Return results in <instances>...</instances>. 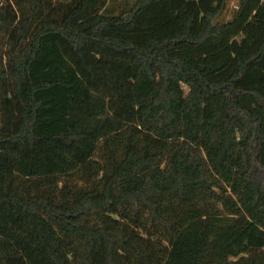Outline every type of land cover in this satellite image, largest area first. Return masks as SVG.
<instances>
[{
	"label": "trees",
	"instance_id": "obj_1",
	"mask_svg": "<svg viewBox=\"0 0 264 264\" xmlns=\"http://www.w3.org/2000/svg\"><path fill=\"white\" fill-rule=\"evenodd\" d=\"M1 0L0 264H264V0Z\"/></svg>",
	"mask_w": 264,
	"mask_h": 264
},
{
	"label": "rangeland",
	"instance_id": "obj_2",
	"mask_svg": "<svg viewBox=\"0 0 264 264\" xmlns=\"http://www.w3.org/2000/svg\"><path fill=\"white\" fill-rule=\"evenodd\" d=\"M237 4V0H231L230 2V6H229V10L226 12V16L225 18H229L232 14V10L235 7V5Z\"/></svg>",
	"mask_w": 264,
	"mask_h": 264
},
{
	"label": "crops",
	"instance_id": "obj_3",
	"mask_svg": "<svg viewBox=\"0 0 264 264\" xmlns=\"http://www.w3.org/2000/svg\"><path fill=\"white\" fill-rule=\"evenodd\" d=\"M0 2H1V0H0Z\"/></svg>",
	"mask_w": 264,
	"mask_h": 264
}]
</instances>
